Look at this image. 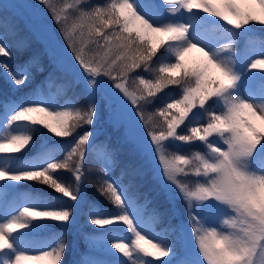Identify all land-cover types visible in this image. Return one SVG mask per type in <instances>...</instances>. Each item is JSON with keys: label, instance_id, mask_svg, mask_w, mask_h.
<instances>
[{"label": "snow or ice", "instance_id": "1", "mask_svg": "<svg viewBox=\"0 0 264 264\" xmlns=\"http://www.w3.org/2000/svg\"><path fill=\"white\" fill-rule=\"evenodd\" d=\"M41 2L48 3V0ZM144 6L149 10L167 8L171 13H177L181 8L188 12L202 10L236 29L255 25L253 22L264 25V0H145ZM9 7L12 5L0 3V10ZM87 9L86 3L80 9V23L86 21L90 24L87 43L83 32L79 34L81 39L77 42L74 28H63L75 59L86 74L84 80L93 86L82 93L86 97V103H79L80 97L74 96L73 100L78 107L69 104L65 110L53 111L44 103L30 100L29 106L26 107L12 103L5 116L7 124L27 122L40 125L60 138L78 135L82 129L87 130L78 135L75 146L62 161L49 163L43 169L15 174L0 169V181L38 182L77 201L78 194L58 180L54 173L57 170L71 169L75 182L79 184L86 178L85 157L89 147L107 149L115 152L119 158V147L115 146L113 141L92 143L93 129L101 115L97 95L105 101L108 110L106 115L110 121L125 123L129 129L133 128L135 123L123 107L116 105L109 95L101 92L97 78H110L115 89L127 97L133 106H137V114L142 120L149 119L143 115V108L152 103L158 93L169 86L178 87L182 90V95L167 103L159 112L165 124L159 130L154 129L150 133V139L155 149L161 153L160 159L163 161L167 180L173 182L186 198L189 225L203 264L205 261L206 264H255L254 258L264 255V196L257 192L264 183V171L249 170L248 165L254 164L257 169H264V156H261L259 150V146L264 144V104L228 98L227 94L236 85L237 76L225 63L214 59L205 48L195 43H183L189 32L187 25L168 23L156 26L139 14L129 0H113L107 9ZM105 16L108 18L105 19ZM55 19L57 22L67 23V17L59 13ZM105 28H111L112 31L106 32ZM171 45H181L174 49L175 61L155 68L154 57L166 46ZM194 51L199 53V56L190 57L189 54ZM0 54L10 56L6 45L0 44ZM33 60L38 58L33 56L28 62ZM262 64L264 59H255L250 67L256 69ZM0 67L5 69L15 85H25L31 79L27 73L22 77L12 72L6 64H0ZM141 69L144 72H154L155 78H140L137 82L132 74ZM35 71L42 73L44 68L38 66ZM133 84L136 88L130 90ZM221 97L224 98L225 111L215 112L206 108L209 101ZM198 108L205 109L208 114L206 123L191 127L190 135H180L178 129L185 125L189 116ZM170 138L183 142L198 140L206 146L208 152L196 151L191 158L176 155L169 161L163 149L164 142ZM215 139L222 141L225 147L215 144ZM31 142L30 135H10L0 139V154L20 153ZM128 167L133 173L136 172V165L130 163ZM192 173L203 180L194 189L178 178L181 174ZM96 183L101 196L114 201L115 205L122 209V214L111 218L92 219L90 223L109 226L122 221L135 236L132 246L114 243L112 247L123 253L131 264H150L142 257H153L158 253L166 257L171 254V248L174 246L166 247L142 234L143 229L134 222L132 213L135 211V204L130 196L119 191L118 185L113 182ZM209 200L225 205L235 214L229 219H223L226 228L205 227L203 220L196 215L191 202ZM125 204L127 208L123 207ZM73 214L68 210H35L32 207H23L19 216L0 223V264H39L45 260L49 264H62L66 251L62 240L53 250L44 251L40 255H28L12 251L10 236L16 233L17 229L26 228L28 225L25 221L51 219L69 223Z\"/></svg>", "mask_w": 264, "mask_h": 264}, {"label": "rangeland", "instance_id": "2", "mask_svg": "<svg viewBox=\"0 0 264 264\" xmlns=\"http://www.w3.org/2000/svg\"><path fill=\"white\" fill-rule=\"evenodd\" d=\"M80 2L79 0H48V3H43L41 0H0V3L12 5L8 9L0 10V28H8V34L15 38L16 49L22 50L28 46L29 51L34 50L38 54H44V59L38 66L44 68V72L47 73L45 75L29 69L26 63H17L15 68H11L14 73H18L22 77L25 73L31 77L27 84L19 85L20 88L33 85L26 96L28 102H23L26 104L22 103L21 107L29 104L31 100L36 103H44L51 110L57 111L60 105L65 103L69 105L72 102L71 91L85 92L93 87L87 83L86 79L84 80L83 77L86 74L76 61L63 33L65 26L70 30L74 28L76 38L77 23L73 21V16ZM129 2L133 3L139 14L156 26L168 23L187 25L189 32L183 43H195L205 48L214 59L225 63L237 76L236 85L227 94L228 98L246 100L258 105L264 104V64L256 69L250 67L255 59H264V27L260 26L258 22H253L255 25L236 29L222 19L204 13L202 10L188 12L181 8L179 12L171 13L167 8L149 10L144 6L145 0H129ZM32 13L33 17H31ZM57 13L67 17L66 24L57 22L55 17H50ZM79 15L78 12L75 16ZM60 23L61 28H59ZM80 27L82 28L81 25ZM0 36H3L1 29ZM8 43V40L1 41L2 45L7 46L11 56L12 50ZM229 45L231 47H226ZM171 46H166L161 50V53L158 54L159 57L153 60L154 67L160 61L165 62L169 58L175 61L174 49ZM189 55L196 57L199 56V53L194 51ZM10 56L4 55V58L9 60ZM152 74L141 69L132 75L138 81L140 78L150 79ZM97 79L101 80V92L109 95L116 105L123 107L135 123L133 128L129 129L125 123L110 121L106 115L108 110L105 101L98 94L101 115L93 129L92 143L96 144L104 140L113 141L115 146L119 147V158L115 152H110L107 149H101L98 146L89 147L86 150L85 163H90L91 173L97 175L99 181L113 182L118 185L119 191L130 196L135 204V211L132 213L134 222L143 229L142 234H145L146 238L160 242L166 247L174 246L171 248L169 256H161L158 253L153 257H142L143 259L149 261L150 264H203L189 225L186 198L173 182L167 180L163 171V161L160 159L161 153L155 149L154 143L150 139V133L154 129L159 130L165 124L163 117L159 116V112L167 103L180 98L182 90L173 86L162 90L152 103L143 108V115L149 119L142 120L137 114V106H133L127 97L115 89L111 79L103 80L100 77ZM1 80L0 76V83L4 87ZM70 84L71 86H69ZM130 90H135V88L131 87ZM150 106H152L151 110L148 109ZM206 108L215 112L225 111L224 98H214L209 101ZM9 110L10 108L7 107L6 110L0 112V139L13 134H22L19 122L12 124L5 122V116ZM16 110L18 111L19 108ZM152 113L153 115H151ZM207 118L208 114L205 113V109L194 110L185 125L178 129L179 134L190 133L191 127L206 123ZM36 132L39 135L34 141L33 150L41 149L43 152L38 153V151L32 157L24 159L21 153L0 154V169L15 174L46 168L53 161H62L75 146L78 135L83 134L82 131L71 139L55 140L46 132H41L39 128ZM213 142L220 147H225L219 139H215ZM259 150L261 156H264V144L259 146ZM196 151L207 153L208 149L198 140L183 142L176 138H170L164 142L163 152L169 161L176 155H186L191 158ZM89 157L91 159H87ZM130 163L136 165L135 173L128 167ZM248 167L252 171H264V169H257L254 164H249ZM54 175L69 186L75 194H78L77 201L51 191L50 188L45 189L32 181H0V223L19 216L23 207H32L35 210H68L74 213L69 223L51 219L25 221L28 226L24 229H17L16 233L10 236L13 245L12 251L40 255L44 251L58 247L62 240L66 246L62 264H131V261L123 253L112 247L114 243H126L132 246L135 236L131 230L122 221H118L114 225H110L111 228L104 226L106 228L101 230V233H97L96 231L100 229L99 226L90 223L92 219L120 215L122 209L115 205L118 212L114 213L112 207L104 208L100 204L99 197L96 195L98 197L96 198L89 191L86 173V178L79 184L75 182L71 169L57 170ZM178 178L192 189L198 183L203 182L202 178L195 177L194 173L181 174ZM191 204L194 206L196 215L203 220L205 227L226 228L223 225V219H229L235 215L225 205L215 200L192 201ZM123 207L127 208V204ZM157 217L161 222L162 218L167 220V229L162 228L163 233L154 230L152 226V219H157ZM176 227L179 229L180 235H183L180 243H177V237H174ZM169 234L172 235L169 239L171 244L166 243ZM94 241L101 242V245L96 247L99 252L92 248ZM153 251L155 250L153 249ZM175 257L177 259L172 261ZM254 259L255 264H264V255H257ZM39 264H49V262L45 260Z\"/></svg>", "mask_w": 264, "mask_h": 264}, {"label": "trees", "instance_id": "3", "mask_svg": "<svg viewBox=\"0 0 264 264\" xmlns=\"http://www.w3.org/2000/svg\"><path fill=\"white\" fill-rule=\"evenodd\" d=\"M79 1H81V2L79 4V6H77L78 11H80V9L82 8V5L85 4V3L88 5V9L87 10H92V9H96V8L107 9V8L110 7L111 3H113V0H87V1L86 0H79ZM31 17H33V13L31 14ZM46 17H48V16H46ZM107 18L108 17L105 16V19H107ZM73 21L75 23H77V34H76L77 42L81 38L80 35H79L81 32H83L85 34V42H87V32L90 30V24L88 22H86V21L83 24H81L80 23V15L79 16H73ZM80 25L82 26V28L80 27ZM260 26L264 27V25H260ZM59 28H61V23L59 24ZM0 29L3 32V36H0V41L1 40H8L9 41V45H10L11 50H12V53H11V56H10L9 60L5 59L3 54H0V64H7V65L11 66L12 68H15L17 63H27L29 65L30 69L35 70L38 67V65L41 62V60L44 59V54H38L34 50L29 51L28 46H25V48L22 49V50L16 49L15 44H14L15 38H14V36H11V35L8 34V28L7 27H4V28L1 27ZM104 30H106L107 32L112 31L111 28H105ZM176 47H179V46L176 45V46H174V48L173 47L172 48L175 49ZM33 56L37 57L38 61L37 60H33L31 63H29L28 61H30ZM167 62H174V59L169 58L168 61H165V62L162 61L161 62L162 64L160 66H162L164 63H167ZM39 73L42 74V75L47 74V73H43V72L42 73L39 72ZM0 76L2 78L1 81H2V83L4 85V87H2V85L0 83V112H2L4 108H7V107L10 108V105L12 103H16L17 105L20 106V102L24 101L23 93L26 92L28 89H30V87L22 88V89H19V90L16 89L14 82L11 80V78L8 75V73L2 67H0ZM100 78H103V80H104V79H106L108 77H100ZM154 78H155V73L152 74L150 79H154ZM98 83L100 85L101 80H99ZM132 87L136 88V85L133 84ZM82 93H84V92H81V91H79L78 93L73 92V93H71V95L73 97L74 96H79L80 97L79 103H86V97L83 96ZM7 104H9V105H7ZM71 105L76 106V107L79 106L78 104L75 103L74 100L71 103ZM68 107H69L68 105H64V106L58 108V110H65ZM149 108L151 110L152 106L148 107V109ZM152 112H153V110H152ZM151 115H153V113ZM19 124L21 125L22 135H30L32 137V142L28 145V147H26L24 150H22V152H20L23 155V159L24 158H28V157H32L38 151H39L38 153L43 152V151H41V149H38V150H35V151L33 150L34 141H36L37 136L39 135V133L36 132L38 130V128L41 130V132L44 131L47 134L51 135L55 139H58V140L59 139H63V138H60V137H56L54 134H52L50 131H48L46 128H44V127H42L40 125H32V124H29L27 122H19ZM67 138H69V137H67ZM53 159H62V158H53ZM87 159H91V158L89 157ZM53 162H60V160L59 161L58 160L57 161H53ZM85 173H86V175L88 177L89 191H91V193L93 195H95V196L97 195L99 197L100 204H102V206L104 208L112 207V210H114V213L118 212V209H116V207H115V203H113L114 201L106 198L105 196H101L100 192L97 191L98 184L96 182L99 181V179H98L97 175H94V174L91 173V166H90L89 162L85 163ZM23 182H25V181H23ZM99 182L103 183L104 181L103 182L99 181ZM34 183L35 184H39L40 186H42L45 189H49L50 188V187H48V186H46L44 184L38 183V182H34ZM50 190L53 191L51 188H50ZM97 196H96V198H98ZM104 200H106V201H104ZM159 216H161V215H159ZM162 219H163V221L161 222L159 217H157V219L154 218V222H153L154 225L153 226L156 227V229L163 228V226H165V223H166L167 220L165 221L164 218H162ZM159 223H160V225H159ZM108 227L111 228L110 225ZM99 228L100 229L101 228L105 229L106 227L99 226ZM167 242H168V240H167ZM169 242H170V240H169ZM97 245L99 246V244H97Z\"/></svg>", "mask_w": 264, "mask_h": 264}, {"label": "clouds", "instance_id": "4", "mask_svg": "<svg viewBox=\"0 0 264 264\" xmlns=\"http://www.w3.org/2000/svg\"><path fill=\"white\" fill-rule=\"evenodd\" d=\"M257 192L264 196V183L260 185V187L257 189Z\"/></svg>", "mask_w": 264, "mask_h": 264}, {"label": "bare ground", "instance_id": "5", "mask_svg": "<svg viewBox=\"0 0 264 264\" xmlns=\"http://www.w3.org/2000/svg\"><path fill=\"white\" fill-rule=\"evenodd\" d=\"M78 12H80V11H78V8H77V10L75 11V15H76V13H78ZM74 15V16H75ZM71 20H72V18H71ZM87 43V42H86ZM159 56H157V57H154V59H157ZM162 61H160L157 65H156V68H158L162 63H161Z\"/></svg>", "mask_w": 264, "mask_h": 264}]
</instances>
